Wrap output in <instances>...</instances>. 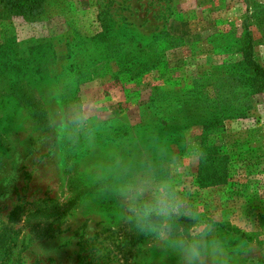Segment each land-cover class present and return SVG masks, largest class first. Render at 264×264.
Listing matches in <instances>:
<instances>
[{
  "label": "rangeland",
  "instance_id": "obj_1",
  "mask_svg": "<svg viewBox=\"0 0 264 264\" xmlns=\"http://www.w3.org/2000/svg\"><path fill=\"white\" fill-rule=\"evenodd\" d=\"M263 9L264 0H51L38 19L0 21V43L42 53L45 70L25 78L38 115L9 88L15 71L0 68V234L11 233L0 264H181L121 195L150 173L172 176L229 246L228 264H264V96L210 129L192 119L218 107L174 102L194 80L204 105L217 97L211 82L241 60L245 29L264 69ZM203 167L225 168L224 182L198 186Z\"/></svg>",
  "mask_w": 264,
  "mask_h": 264
},
{
  "label": "trees",
  "instance_id": "obj_2",
  "mask_svg": "<svg viewBox=\"0 0 264 264\" xmlns=\"http://www.w3.org/2000/svg\"><path fill=\"white\" fill-rule=\"evenodd\" d=\"M49 1L51 0H0V21L9 20L14 16H22L24 19L31 20L38 19L45 13L46 5ZM253 4L256 5L257 2ZM221 36L223 37L224 35L222 34ZM240 36L235 40H239L240 42L241 39L243 40L240 47L242 52L241 60L229 65L224 74L220 72L211 82L214 89H216L217 97L204 105L203 103L205 102L203 101L204 99H208V95L204 92L199 93L202 91L203 84H200V91H197V81L194 80L192 87L186 91V94L178 96L175 99L174 102L181 105L184 103L191 104L192 102L191 105H194L198 101L200 106L197 105L195 108H198L197 110L199 111L211 110L212 107H218L223 112L220 116L213 115L212 111L209 114L198 115L196 119H192V121L194 120L193 123H200L204 128L210 129L218 125L219 121L223 118L245 117L246 108L249 107L247 97L252 93H261L264 96V69L253 57L252 39L249 38L248 30L245 29ZM17 47L19 45H15L11 49L8 46L7 40H3L0 43V68L1 70L9 68V70L13 69L15 71L9 78V88L15 86V92L19 101L27 105L29 110L34 114L42 115L44 110L33 96V85L32 83L31 85L29 84L28 78L25 80L28 74H33L34 76L38 74L37 79L43 78L45 70L42 64L44 60L42 53L36 56L31 50L27 53L23 51L21 55L18 51L14 50ZM46 52L49 53L47 50ZM139 65L143 66L142 62ZM228 69L231 70L228 71ZM30 70L33 72H30ZM198 94L201 97V101L198 100ZM233 100L236 103L231 105ZM178 110L182 111V109ZM226 172L227 170L224 168V172L218 175L215 168L203 167L195 181L201 187L221 184L224 182ZM10 235L11 233L8 232V228L0 234V250L4 249L8 252L11 245Z\"/></svg>",
  "mask_w": 264,
  "mask_h": 264
},
{
  "label": "clouds",
  "instance_id": "obj_3",
  "mask_svg": "<svg viewBox=\"0 0 264 264\" xmlns=\"http://www.w3.org/2000/svg\"><path fill=\"white\" fill-rule=\"evenodd\" d=\"M75 120L82 122L83 116L77 114ZM120 191L129 202L136 226L170 239L181 264H228L229 246L215 234L212 223L189 206L186 194L180 192L171 175L135 177ZM182 219L191 223L185 228Z\"/></svg>",
  "mask_w": 264,
  "mask_h": 264
}]
</instances>
